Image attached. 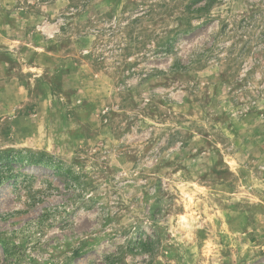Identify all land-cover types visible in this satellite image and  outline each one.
Instances as JSON below:
<instances>
[{
  "label": "rangeland",
  "instance_id": "1",
  "mask_svg": "<svg viewBox=\"0 0 264 264\" xmlns=\"http://www.w3.org/2000/svg\"><path fill=\"white\" fill-rule=\"evenodd\" d=\"M204 2L0 0V264H264V0Z\"/></svg>",
  "mask_w": 264,
  "mask_h": 264
},
{
  "label": "trees",
  "instance_id": "2",
  "mask_svg": "<svg viewBox=\"0 0 264 264\" xmlns=\"http://www.w3.org/2000/svg\"><path fill=\"white\" fill-rule=\"evenodd\" d=\"M197 0H194V3ZM210 5V0H205V2L195 8L196 11H203ZM10 155V159L12 161L16 160H24L25 164L30 167H38L43 170H52L56 173H61L62 171V163L51 156H46L44 153H27L24 156L21 151H12L7 153V156ZM142 245V244H141Z\"/></svg>",
  "mask_w": 264,
  "mask_h": 264
}]
</instances>
